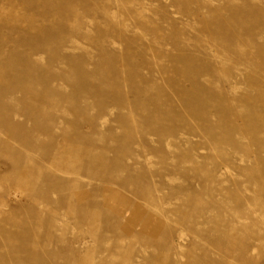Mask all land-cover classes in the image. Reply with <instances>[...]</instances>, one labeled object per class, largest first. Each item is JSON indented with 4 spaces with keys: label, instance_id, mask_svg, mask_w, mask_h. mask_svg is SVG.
<instances>
[{
    "label": "rangeland",
    "instance_id": "obj_1",
    "mask_svg": "<svg viewBox=\"0 0 264 264\" xmlns=\"http://www.w3.org/2000/svg\"><path fill=\"white\" fill-rule=\"evenodd\" d=\"M0 264H264V0H0Z\"/></svg>",
    "mask_w": 264,
    "mask_h": 264
},
{
    "label": "bare ground",
    "instance_id": "obj_2",
    "mask_svg": "<svg viewBox=\"0 0 264 264\" xmlns=\"http://www.w3.org/2000/svg\"><path fill=\"white\" fill-rule=\"evenodd\" d=\"M103 8V7H102Z\"/></svg>",
    "mask_w": 264,
    "mask_h": 264
}]
</instances>
